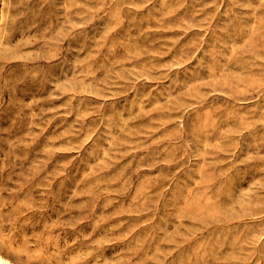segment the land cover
<instances>
[{
    "label": "rangeland",
    "instance_id": "rangeland-1",
    "mask_svg": "<svg viewBox=\"0 0 264 264\" xmlns=\"http://www.w3.org/2000/svg\"><path fill=\"white\" fill-rule=\"evenodd\" d=\"M0 257L264 264V0H0Z\"/></svg>",
    "mask_w": 264,
    "mask_h": 264
},
{
    "label": "bare ground",
    "instance_id": "bare-ground-1",
    "mask_svg": "<svg viewBox=\"0 0 264 264\" xmlns=\"http://www.w3.org/2000/svg\"><path fill=\"white\" fill-rule=\"evenodd\" d=\"M0 264H13V263H11L9 261H6V260H4L3 258L0 257Z\"/></svg>",
    "mask_w": 264,
    "mask_h": 264
}]
</instances>
